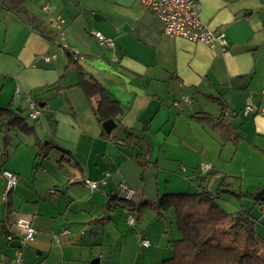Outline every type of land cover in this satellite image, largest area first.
<instances>
[{
    "label": "crops",
    "instance_id": "1",
    "mask_svg": "<svg viewBox=\"0 0 264 264\" xmlns=\"http://www.w3.org/2000/svg\"><path fill=\"white\" fill-rule=\"evenodd\" d=\"M196 1L218 46L165 37L137 0H0V112L8 111L0 117V172L17 176L7 196L0 178V262L14 256L22 234L14 222L24 217L35 230L27 264H162L180 235L174 209L160 216L154 205L166 194L195 193L201 163L212 178L224 176L214 193L220 207L247 212L264 242V114H242L247 100L264 106V0ZM93 31L113 47L100 46ZM77 68L119 105L121 140L102 137ZM27 96L41 109L35 121ZM199 113L224 120L230 136L195 121ZM123 130L143 142L129 145ZM121 183L137 210L105 208L123 198Z\"/></svg>",
    "mask_w": 264,
    "mask_h": 264
},
{
    "label": "trees",
    "instance_id": "2",
    "mask_svg": "<svg viewBox=\"0 0 264 264\" xmlns=\"http://www.w3.org/2000/svg\"><path fill=\"white\" fill-rule=\"evenodd\" d=\"M77 70V86L88 101H95L94 113L97 121L100 124L113 121L111 129L102 131V137L121 140L120 129L115 124L116 117L121 114L119 105L107 96L99 83L92 78H85L80 68ZM7 112L1 111L0 117L7 116ZM193 119L208 123L214 133H220L223 137L230 136V127L222 119H212L203 113L194 115ZM12 120L14 119H11V123ZM122 133L125 136L124 141L129 145L143 142L141 137L132 132L123 130ZM135 161L144 166V160L139 155ZM213 176L212 171L204 175L198 174V190L195 193L166 194L155 203L154 208L160 216L169 209H174L180 235V239L174 242L173 256L162 264H264V242L255 234L249 214L245 211L227 213L217 203L216 194L207 190V183ZM110 203L114 204L110 206ZM118 205L130 211L138 209L124 199L112 198L107 201L105 208L110 210Z\"/></svg>",
    "mask_w": 264,
    "mask_h": 264
},
{
    "label": "built area",
    "instance_id": "3",
    "mask_svg": "<svg viewBox=\"0 0 264 264\" xmlns=\"http://www.w3.org/2000/svg\"><path fill=\"white\" fill-rule=\"evenodd\" d=\"M140 5L147 11L154 14L162 24V34L168 38H181L192 43H199L204 46L210 44L221 43V36L215 34L206 25H204L200 19L199 11L200 6L196 0H137ZM55 32L59 36L64 35L63 21L57 17L53 26ZM93 39L102 47L111 48L114 45V41L111 38L103 36L98 31L91 32ZM66 51H68L67 48ZM76 59H82L77 51L70 52ZM56 59L54 53L42 56V60L45 63H49ZM28 117L35 121L39 118L41 109L37 102L30 96L26 99ZM264 114V106L257 107L251 100H247L245 107L242 111L244 116L248 114ZM211 171V166L206 163H201L198 167V172L201 175L207 174ZM0 178L3 182V194L7 196L17 184V176L8 170H2L0 172ZM82 186L90 191L98 189L99 182L83 179ZM119 190L124 193L122 199L130 200L133 191L129 189L124 183L119 184ZM134 222L132 217L127 218V223L132 225ZM14 225L22 232L19 238L21 245L20 249H17L14 256L6 262H0V264H27L23 260V248H25L30 242L33 241L35 236V230L31 225V220L28 218L20 217L15 220ZM11 240V237H8ZM139 245L143 248L149 246V242L145 239L139 241ZM62 264H74L72 262H64Z\"/></svg>",
    "mask_w": 264,
    "mask_h": 264
},
{
    "label": "water",
    "instance_id": "4",
    "mask_svg": "<svg viewBox=\"0 0 264 264\" xmlns=\"http://www.w3.org/2000/svg\"><path fill=\"white\" fill-rule=\"evenodd\" d=\"M97 17V15H95L93 18L95 19ZM113 125V121L112 120H108L104 123H102V127L104 130H109L111 129ZM224 180V176H217V177H214L211 179L208 187H207V190L210 192V193H215L218 191L221 183L223 182ZM262 200L264 201V197L262 198ZM11 246H13L14 248L16 249H20L21 248V245H20V242L19 240H15L12 242ZM27 252V247L23 248V253H26Z\"/></svg>",
    "mask_w": 264,
    "mask_h": 264
},
{
    "label": "rangeland",
    "instance_id": "5",
    "mask_svg": "<svg viewBox=\"0 0 264 264\" xmlns=\"http://www.w3.org/2000/svg\"><path fill=\"white\" fill-rule=\"evenodd\" d=\"M24 116H25V114H24ZM25 117H26V116H25ZM26 118H27V117H26ZM26 120H27L28 123H30V122H29L30 120H29L28 118H27ZM140 172H141V169H140ZM147 172H148V171H147ZM147 172H146L145 177H146V178H149L148 175H147V174H148ZM145 184H146V187L148 188V186H149V184H150V179L146 180ZM193 191H194V190H193ZM194 192H195V191H194ZM21 235H22V234H21Z\"/></svg>",
    "mask_w": 264,
    "mask_h": 264
}]
</instances>
